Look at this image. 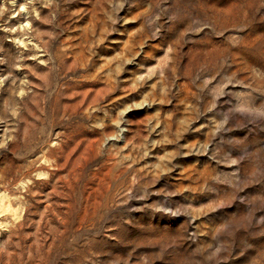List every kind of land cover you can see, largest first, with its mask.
<instances>
[{
  "label": "rangeland",
  "instance_id": "1",
  "mask_svg": "<svg viewBox=\"0 0 264 264\" xmlns=\"http://www.w3.org/2000/svg\"><path fill=\"white\" fill-rule=\"evenodd\" d=\"M0 264H264V0H0Z\"/></svg>",
  "mask_w": 264,
  "mask_h": 264
}]
</instances>
